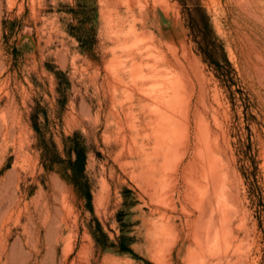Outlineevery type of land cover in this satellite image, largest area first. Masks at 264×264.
<instances>
[{"label":"rangeland","instance_id":"rangeland-1","mask_svg":"<svg viewBox=\"0 0 264 264\" xmlns=\"http://www.w3.org/2000/svg\"><path fill=\"white\" fill-rule=\"evenodd\" d=\"M226 263L264 264V0H0V264Z\"/></svg>","mask_w":264,"mask_h":264},{"label":"bare ground","instance_id":"bare-ground-1","mask_svg":"<svg viewBox=\"0 0 264 264\" xmlns=\"http://www.w3.org/2000/svg\"><path fill=\"white\" fill-rule=\"evenodd\" d=\"M165 57V56H164ZM167 59V58H166ZM163 60V59H162ZM167 61V60H166ZM172 77H174V75L172 76ZM179 82H180V80H179ZM179 82H178V84H179ZM182 82V81H181ZM168 83V82H167ZM172 83H174V82H172ZM183 83V82H182ZM183 85V84H182ZM182 85L180 86V85H178L177 86V88L178 87H182ZM175 86H176V84H175ZM176 88V87H175ZM179 90H180V88H179ZM176 91V90H175ZM177 91H178V89H177ZM172 92V91H171ZM179 92V91H178ZM175 93H177V92H175ZM175 93H173V94H175ZM171 95H172V93H170ZM178 94V93H177ZM176 94V95H177ZM193 94V93H192ZM169 95V94H168ZM170 96V95H169ZM174 96V95H173ZM158 97H161V99H163L164 97H165V92L163 91L162 93H160L159 95H158ZM154 98V97H153ZM156 99V98H155ZM169 99V98H168ZM173 99V98H172ZM177 99V98H176ZM176 99H174V100H176ZM159 100H160V98H159ZM164 101H165V99H163ZM190 100V99H189ZM169 101V100H168ZM167 101V102H168ZM171 101V100H170ZM166 103V102H165ZM164 103V104H165ZM169 103H171V102H168V103H166V106L169 108V106L167 105V104H169ZM174 103V102H173ZM177 103V102H176ZM176 103H174V104H176ZM158 104H160V103H158ZM164 104H163V106H164ZM170 105V104H169ZM171 105H173V104H171ZM187 105H188V103H187ZM189 106V105H188ZM145 107V104L142 106V108H144ZM148 107V106H147ZM173 107H174V105H173ZM173 107H171V108H173ZM182 107V106H181ZM195 107V106H194ZM167 108V109H168ZM171 108L169 109V111L171 110ZM176 108V107H175ZM147 109V108H146ZM166 109V108H165ZM183 109H185V108H183ZM182 109V110H183ZM189 109V108H188ZM145 110V109H144ZM174 110H176V109H174ZM181 110V111H182ZM171 112V111H170ZM186 113H187V111H185ZM173 113H175V112H173ZM182 113V112H181ZM185 113V114H186ZM177 115V114H176ZM188 115V113L186 114V116ZM186 116H184L185 118H186ZM181 117V116H180ZM191 118V117H190ZM183 119V118H182ZM186 120H187V118H186ZM185 122H189L188 120L187 121H185ZM183 123V122H182ZM148 124H150V126H151V129H152V136L154 137V139H155V147H154V150H153V152H151V153H146V155H147V159H149L150 161L151 160H154V162L152 163V162H149L148 163V165H149V172L147 173V175L145 176L146 177V179H147V181L148 182H152V183H154L153 181H154V178H155V175H156V173H157V171L159 172V171H161L162 170V168L161 167H163V165L161 166V167H159V160H161L162 158H165V159H168L169 158V154H171V152H173L174 150H176L175 148H177V145H176V147H175V143H176V141L175 140H171L172 138L174 139L175 138V134H174V132H175V120H174V118L172 117V116H170L169 114H167V113H165V112H162V111H160L158 108H154L153 107V109L151 110V112H150V118H149V120H148ZM187 124H189V123H187ZM186 124V125H187ZM186 125H183V126H186ZM182 126V125H181ZM192 126V125H191ZM149 128V127H148ZM184 128V127H183ZM182 128V129H183ZM192 128V127H191ZM185 129V128H184ZM183 129V130H184ZM182 130V131H183ZM182 131H180V133L182 132ZM185 131V130H184ZM179 133V132H178ZM179 133V134H180ZM184 133V132H183ZM185 133H187V131L185 132ZM187 135V134H186ZM201 135V134H200ZM179 136V135H178ZM192 136V135H191ZM180 137V136H179ZM201 137V136H200ZM193 138V137H192ZM197 138H199V137H197ZM196 138V139H197ZM178 139V138H177ZM199 142H197V143H200V138L199 139H197ZM205 140V139H204ZM178 141H180V140H178ZM189 141V140H188ZM194 141V140H193ZM192 142V141H191ZM132 143V142H131ZM190 143V142H189ZM194 143V142H193ZM202 143V142H201ZM200 143V144H201ZM182 144V143H181ZM183 145V144H182ZM181 145V146H182ZM198 146V145H197ZM204 146V145H203ZM207 146V145H206ZM205 146V147H206ZM180 147V146H179ZM191 147V146H190ZM201 147V146H200ZM200 147H197L198 149L200 148ZM190 149H192V148H190ZM205 149V148H204ZM197 150V149H196ZM190 151V150H189ZM199 151V150H198ZM205 151H206V149H205ZM201 152V151H200ZM173 154V153H172ZM202 154V153H201ZM183 155H185L184 153L183 154H180V156H179V159L178 160H176L177 161V167L179 166V164H180V160H182L181 158L183 157ZM204 155V154H203ZM203 155H200V153H199V159L203 156ZM205 156H206V153H205ZM172 157H174V156H172ZM207 157V156H206ZM175 158V157H174ZM190 159V158H189ZM193 159V158H192ZM203 159H206V158H203ZM170 162V161H169ZM188 162V161H187ZM201 162H203V164H204V161L203 160H201ZM195 163V162H194ZM199 163V162H198ZM174 164H176V163H174ZM190 164H192V163H190ZM183 165V164H182ZM187 165V164H186ZM200 165V164H199ZM205 165H206V163H205ZM169 167V166H168ZM185 167V166H184ZM202 167V166H201ZM166 168H167V165H166ZM182 168V167H181ZM180 168V169H181ZM186 168V167H185ZM190 168H192V165H191V167ZM197 168V167H196ZM168 169V168H167ZM169 169H170V167H169ZM178 169V168H177ZM201 169V168H200ZM203 169V168H202ZM164 170H166L165 168H164ZM187 170L188 169H186L185 171L187 172ZM193 170V169H192ZM191 170V171H192ZM155 171H156V173H155ZM167 171V170H166ZM165 171V172H166ZM170 171V170H169ZM178 171V170H177ZM191 171H188L189 172V174L191 173ZM195 171L197 172V169H195ZM192 173H193V171H192ZM200 173V172H199ZM182 175H184V173L182 174L181 173V176ZM192 175V174H191ZM196 175H197V173H196ZM195 175V176H196ZM166 176V175H165ZM193 176V175H192ZM191 176V177H192ZM164 177V176H163ZM177 177V176H176ZM190 177V178H191ZM165 178V177H164ZM173 178V177H172ZM179 178V177H178ZM189 178V179H190ZM202 178V177H201ZM167 180H168V177L166 178ZM188 179V176H187V179H186V183H187V180H189ZM192 179V178H191ZM203 180V179H202ZM191 181V180H190ZM196 181V180H195ZM172 182V181H171ZM183 182V181H182ZM189 182V181H188ZM192 183H193V181H191ZM169 182H167V184H164V185H169L168 184ZM190 183V182H189ZM188 183V184H189ZM192 183H190L191 185H192ZM174 184V183H173ZM189 184V185H190ZM196 185V183H193V185ZM204 184V183H203ZM171 185V184H170ZM180 186V185H179ZM197 186V185H196ZM195 186V187H196ZM192 187V186H191ZM195 187H194V189H195ZM201 187H202V185H201ZM167 188V187H166ZM165 188V189H166ZM168 189V188H167ZM193 189V188H192ZM204 189V188H203ZM196 190V189H195ZM198 190H201V189H198ZM164 192V191H163ZM180 192V191H179ZM202 193V192H201ZM201 193H200V195H201ZM185 195H186V193H184ZM167 195H169V194H167ZM188 196V195H187ZM182 197V196H181ZM172 198V197H171ZM172 203V202H171ZM176 203V202H175ZM27 207V206H26ZM169 211V210H168ZM18 212V211H17ZM173 250V249H172ZM173 254V253H172ZM171 258V257H170ZM227 264V263H226ZM231 264V263H230Z\"/></svg>","mask_w":264,"mask_h":264}]
</instances>
